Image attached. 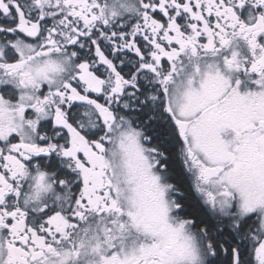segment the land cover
<instances>
[{
    "label": "snow or ice",
    "instance_id": "6c2138e0",
    "mask_svg": "<svg viewBox=\"0 0 264 264\" xmlns=\"http://www.w3.org/2000/svg\"><path fill=\"white\" fill-rule=\"evenodd\" d=\"M0 264H264V0H0Z\"/></svg>",
    "mask_w": 264,
    "mask_h": 264
}]
</instances>
